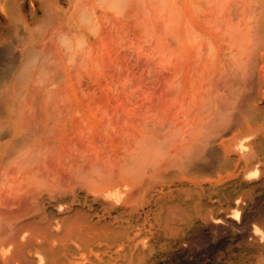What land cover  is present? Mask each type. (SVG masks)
<instances>
[{"label": "rangeland", "instance_id": "374dc122", "mask_svg": "<svg viewBox=\"0 0 264 264\" xmlns=\"http://www.w3.org/2000/svg\"><path fill=\"white\" fill-rule=\"evenodd\" d=\"M260 134L264 0H0V247L15 250L0 249V264L37 259L42 225L70 214L98 263L106 248L88 253V224L134 188L136 201H191L181 226L204 240L182 264H264L204 222L245 195L225 146ZM245 198L240 233L264 210ZM160 255L133 264H164Z\"/></svg>", "mask_w": 264, "mask_h": 264}, {"label": "bare ground", "instance_id": "6f19581e", "mask_svg": "<svg viewBox=\"0 0 264 264\" xmlns=\"http://www.w3.org/2000/svg\"><path fill=\"white\" fill-rule=\"evenodd\" d=\"M220 118L225 119L222 117ZM202 122L204 123V121ZM231 122L232 120L230 121V123ZM225 123L227 125L226 121ZM220 124L218 125V128ZM222 124H224V121H222ZM261 130L258 131L255 130V131L258 134V132ZM255 131H253L254 134L256 133ZM251 132H248L247 134H250ZM253 132L250 134V136L253 134ZM155 137H153L154 139L152 138L153 139L152 141L155 142L154 144L157 143L155 145L157 146L161 141ZM237 137L240 136L237 135ZM255 137L256 138L253 139L251 142H249L248 145H241L245 142L243 141V143L241 142V144H238L240 146H237V144L235 148L233 147L234 145L230 146L232 149L229 146H225L224 149L226 150L227 154L229 155L233 154L236 157V163H237L236 166L238 170L236 179L239 181L237 183L238 184L237 186H239V188L244 190L245 195L242 196L246 197V198L244 197L245 201L247 200L248 202L249 200H252L258 204L264 205V134L263 135L260 134L258 136L255 135ZM155 139L159 140V142L155 141ZM240 141L241 140H239V142ZM151 147L153 146L151 145ZM158 147H155L157 151L153 149V151L155 150L153 154L155 155L156 152V156L159 151ZM236 148L238 149L235 150ZM155 169L154 172L156 171ZM250 169H254L253 171L256 172L252 173L250 172L251 171ZM247 171L250 172L251 175H253V178L255 177V179L251 178L252 176H250V174ZM126 172L125 175L128 174ZM130 173H132V171ZM157 173L158 172L156 171V174ZM144 174L145 173H143L142 175ZM154 174L155 173H152L153 177L156 179L157 176L155 175L156 176L155 177ZM146 175L147 174H145V176ZM143 177L140 176V178ZM153 177L151 176V180ZM157 179H161V178H157ZM136 182L138 183L139 181ZM107 185L109 186V184ZM107 185H105L106 188L108 187ZM133 185H135V183ZM135 186H131V187L129 186V187L132 189ZM134 190H132L131 194H135V197L138 198L137 194H139L141 191L139 192L138 190L139 193H137V188H134ZM116 192H118L119 194L120 191L118 190ZM124 192H120L122 193V195L120 196L123 199H124L123 196L125 195ZM145 192H147V190ZM110 194H114L115 196V192ZM107 196H109V194H107ZM131 196L129 197L130 200L127 199V197L125 196L126 200L115 198V200L113 201L105 202L103 206L102 216L98 215L99 218L98 222H94L91 220L90 224H88V233H87L88 237H86L85 239V240L88 239V241H90V245L88 244V250H89L88 253L93 252L95 250L94 246H92L93 244L92 242L98 241V248L102 247L101 249H103L104 248L103 246H105L106 248V250L104 251L101 250L98 252L100 254L97 257L98 263L94 262V264H133L135 263V261L147 260L150 257H152L154 253H158V252H160L161 254L160 258H162L164 264L166 263L182 264L183 262L182 258L186 257L189 254L193 255L194 252H196V250L198 249L199 245H201V242L203 243L204 239L202 241L200 240L201 242L198 240L199 238L197 239V237L201 235L200 230L194 228V229H190L189 232H186L182 229L181 226L182 222L184 221V219L188 217L189 212L191 211L190 208L191 201L189 199L172 198L167 201L147 199L144 200V202L143 201L141 202V201H136L135 197H131ZM241 197L239 198V200L241 199ZM243 197L242 200L240 201H229L227 205L223 207V210L225 212L217 211V210L215 211L214 209L207 211L204 214V222L212 231V233L213 232L222 233L225 236L224 241L230 239V242L233 244L237 243L239 245L240 243L241 244L244 243V246L246 245V249L248 250V252L258 251V253L260 254V259L263 261L264 260V230H263L264 210L261 211V209H259L261 212H258L257 216L255 213H253L256 216L255 218L256 219L258 218L260 225H258L259 223L258 224L255 223L256 224V225L254 224L255 228H251V226L253 225V224L251 225V223L253 222L252 220L255 218H253V215L250 216L251 215L250 214L248 216L252 218L251 220L249 219L250 222L251 221L252 222L250 223L251 226H249V229L251 228L250 230L253 229V231L252 232L245 231L240 233L242 230H244V226H243L244 224L242 225L240 220L242 219L244 211L246 209L245 208L246 203L244 202L243 204L241 202L244 201ZM259 208H262V206ZM74 218L75 217L71 214L63 215L62 217H56L54 220L55 222H53L51 225L49 223L42 225V227L40 228V239L42 242L40 244L41 251L39 252V256L37 259L32 256H28V257L18 256L16 258L5 259L3 255L5 257H7L8 254L11 257L13 256L10 254L12 249L8 248L10 250L9 252L8 249L6 250L5 248V251H3L4 248L2 247L3 249H1L0 247L3 253L8 251L6 252V254H3L1 256L6 260V261L3 260L2 258V262L5 261V264H90L89 262L90 257L89 256L88 258L86 257L87 245L84 243V239L82 236L83 234L81 232L83 231V228H80V231H78L77 225L74 222ZM248 218L249 217H247V219ZM32 222L35 221L32 220ZM35 224L36 223L31 224V226L32 225L36 226ZM247 224L248 223H246V225ZM25 225H23L22 228H20L21 226L16 228V230L18 229V231H15L14 236H16V232L18 235L21 229H23L21 230L23 233ZM169 225H171V227L166 233L170 237L167 238L166 234L164 236L162 235L163 232L162 228L163 226L165 227ZM31 226H27V227L33 230ZM260 227H262L263 229H261ZM13 231L11 235L13 234ZM24 233L23 236L25 238ZM219 233H217V235H219ZM222 234H220L219 236H222ZM29 235H31V233ZM29 235L26 236V238L29 237ZM14 236H10V240L13 239V243L16 245V243L18 242L16 241V238L18 236H16V238H13ZM21 237L22 236H19V238ZM246 237L249 238V240H246ZM22 240L24 239L22 238ZM22 240L18 243L23 242ZM11 242L12 241H10V245ZM25 242L26 241H24V244ZM115 242H127L129 244H132V246L128 249V251L113 253L111 251V246ZM13 243L12 245L14 247ZM10 248H12V246H10ZM158 249H160V251H158ZM2 251H0V254L2 253Z\"/></svg>", "mask_w": 264, "mask_h": 264}]
</instances>
